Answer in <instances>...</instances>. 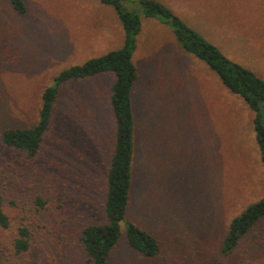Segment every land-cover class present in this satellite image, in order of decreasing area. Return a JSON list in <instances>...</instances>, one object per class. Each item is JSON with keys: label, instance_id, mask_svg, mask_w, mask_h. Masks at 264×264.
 <instances>
[{"label": "rangeland", "instance_id": "374dc122", "mask_svg": "<svg viewBox=\"0 0 264 264\" xmlns=\"http://www.w3.org/2000/svg\"><path fill=\"white\" fill-rule=\"evenodd\" d=\"M22 1L25 12L18 13L0 0V137L37 121L41 93L59 71L124 40L115 10L98 0ZM156 1L264 79V0ZM122 4L141 21L131 100L135 119L143 110L144 120V157L137 146L127 219L152 233L160 252L145 258L121 239L109 264H264V219L230 255L220 252L230 220L264 197L253 113L240 97L224 95L216 74L180 48L167 24L143 15L137 0ZM112 80L103 73L61 84L34 158L0 139L9 221L0 228V264H87L78 237L84 225L104 220ZM22 226L29 247L17 253Z\"/></svg>", "mask_w": 264, "mask_h": 264}, {"label": "trees", "instance_id": "16d2710c", "mask_svg": "<svg viewBox=\"0 0 264 264\" xmlns=\"http://www.w3.org/2000/svg\"><path fill=\"white\" fill-rule=\"evenodd\" d=\"M9 1L15 11L25 12L22 0ZM98 1L112 6L115 10L124 33L122 46L59 71L53 76L52 83L41 93L37 121L30 127L5 129L0 137L3 145L19 150L26 158H34L49 128L59 86L69 81L86 79L103 73L112 75L109 106L114 120V140L105 173L104 220L102 223L84 225L78 237L87 264H109L110 255L121 239L133 251L145 258H153L160 252L158 239L147 229L127 219L136 157L131 92L139 78L138 68L132 61V54L136 35L141 29V21L136 12L123 6L122 0ZM137 2L142 8L143 15L155 17L167 24L172 29L180 48L203 62L216 74L228 92L244 101L253 113L255 141L264 166V79L251 69L225 56L217 46L173 14L163 3L156 0H137ZM35 202L39 205L43 204L38 198ZM262 219H264V197L248 205L230 220L221 241V254L230 255L242 237ZM8 225V217L2 210L0 195V228L5 229ZM29 237L30 232L26 227L17 229V237L13 243L17 253L28 249Z\"/></svg>", "mask_w": 264, "mask_h": 264}, {"label": "crops", "instance_id": "0c3cea01", "mask_svg": "<svg viewBox=\"0 0 264 264\" xmlns=\"http://www.w3.org/2000/svg\"><path fill=\"white\" fill-rule=\"evenodd\" d=\"M252 55V54H251ZM244 66V65H243ZM247 68H249V69H252V66H250L249 67V65L247 66ZM217 79V78H216ZM217 81H218V79H217ZM220 81V80H219ZM218 81V82H219ZM221 83V82H220ZM222 85V84H221ZM222 88L224 89L223 90V93H224V95H225V88H224V86L222 85ZM133 90V89H132ZM132 93V92H131ZM144 99H145V97H144ZM144 101V100H143ZM132 109H133V107H132ZM141 113L142 114H140V115H138V113H137V115H138V120H136L135 119V116H134V110H133V117H134V122H135V133H136V150H135V152L137 151V146H138V152L140 151V149L142 148V154H141V157L143 158L144 157V143H143V132H142V129H141V126H144V120H143V110L141 111ZM161 117V116H160ZM156 124V123H155ZM155 124H153V125H155ZM158 125V124H157ZM138 154V153H137Z\"/></svg>", "mask_w": 264, "mask_h": 264}]
</instances>
